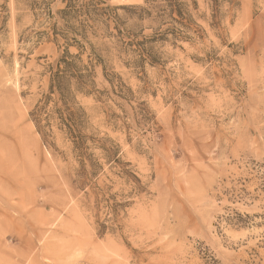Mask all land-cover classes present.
I'll return each mask as SVG.
<instances>
[{"label":"rangeland","instance_id":"1","mask_svg":"<svg viewBox=\"0 0 264 264\" xmlns=\"http://www.w3.org/2000/svg\"><path fill=\"white\" fill-rule=\"evenodd\" d=\"M197 2L119 11L83 85L63 0H0V264H264V0Z\"/></svg>","mask_w":264,"mask_h":264},{"label":"trees","instance_id":"2","mask_svg":"<svg viewBox=\"0 0 264 264\" xmlns=\"http://www.w3.org/2000/svg\"><path fill=\"white\" fill-rule=\"evenodd\" d=\"M63 2L66 6L61 11V16L65 22V27L71 34L79 36L84 42L89 44L91 54H93L96 63L93 64L90 62L88 65L77 68L71 62H67L66 59H72L73 56L69 55L68 51H66L64 57L57 62L56 80L59 83L65 80L77 79L83 85H91L93 84L91 79L96 66L101 67L103 76L108 81L109 72L112 69L103 54V50L95 49L88 42L89 34L91 33L96 38L122 37L127 29L125 27L126 24L122 21L118 12L123 11L128 14L127 16L137 17L139 21H142L152 16L153 11L149 12L148 6L151 2H157V0H144L143 5L115 8L106 6V3L103 1L95 2L92 0L83 4H79V0H63ZM159 2L162 3L161 6L151 7L152 10H155L156 19L158 20H163L167 17L173 21H177L175 19V16H177L181 20L191 21L192 16L189 8L190 6H193L195 9L198 7L197 0H159ZM71 23L74 24L71 25ZM111 24H115L114 30L117 34L114 36L110 32ZM122 27L124 29H121ZM128 45L132 44L129 43ZM104 51L107 52L106 50ZM80 55L75 56V58L80 59Z\"/></svg>","mask_w":264,"mask_h":264}]
</instances>
